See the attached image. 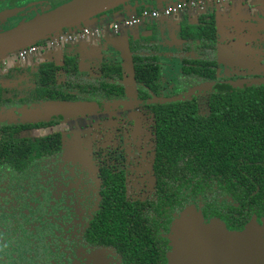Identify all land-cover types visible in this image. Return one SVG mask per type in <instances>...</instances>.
Returning <instances> with one entry per match:
<instances>
[{"label": "flooded vegetation", "instance_id": "obj_1", "mask_svg": "<svg viewBox=\"0 0 264 264\" xmlns=\"http://www.w3.org/2000/svg\"><path fill=\"white\" fill-rule=\"evenodd\" d=\"M68 1L0 0V13L23 9L0 22V32L15 27L19 21L30 20L31 13L36 15L54 9L53 2ZM147 1L150 0H140L141 5L132 1L135 10L125 11L121 6L96 17V20L107 17L103 24L93 22L67 28L23 47L13 52L19 64L12 65L0 58V132L31 139L49 136L46 138L59 142L60 146L55 155L41 162L50 169L43 176L35 171L39 164L28 170L30 172L20 173L11 172L13 168H7L8 163L1 165L0 241L3 242L2 236L8 244L0 248V264H6L3 260L8 247L12 248L10 253L15 250L21 257H12L8 264H19L21 259L23 264H169L168 256L173 251L169 234L183 212L195 207L207 223L214 218L220 219L209 214V208L197 197L193 199V193L189 202L180 203L182 192L171 177L183 173H170L171 170L163 165L164 160H159L153 115L145 106L159 104L167 98L194 97L204 102L216 91L218 84L244 89L252 83L264 82V48L255 45L253 48L261 54L254 55L249 45H237L240 53L232 55L235 48L228 45L231 51L228 46L227 51L236 58H243L249 48L250 62L244 64L250 70L242 74L237 72L241 65H232L236 75L222 77L221 71L226 70L224 62L228 61H224V54H221L222 45H226L221 39L228 41L230 36L219 37L217 12L224 11L229 0H177L174 4L186 3L187 6L169 16L163 14L169 6L163 4L165 0L157 7ZM144 10L161 11L162 15L143 18L131 27L123 25L127 17L139 15ZM192 12L197 13L198 18L206 16L208 21L214 19L217 23L216 79L199 81L177 92L184 57L182 32L189 23H198V18L187 21V14ZM114 14L116 19L112 18ZM120 14L124 15L119 18ZM174 22L179 23L178 38L162 31V26ZM115 23H120L116 32ZM124 30L126 37L121 38ZM229 30L226 28V35ZM247 30L239 37L255 42L260 36L264 39V33L259 36L254 30ZM105 31L115 40H105ZM149 39L157 44L160 83L158 89L149 90L150 96L144 98L141 84L138 86L133 78L132 63L127 60L128 46L132 48L133 42L137 45ZM32 48L35 49L30 53ZM70 61L76 64V76L82 82L80 88L70 86V94L75 99L46 100L49 94L45 99L40 97L54 84L59 89L64 83V90H67L66 75L59 70ZM117 63L122 71L115 81L107 75L111 72L110 65ZM103 81L115 82L121 93L114 91L109 96L94 93L92 90L101 88ZM238 81H245L243 88L234 87ZM49 101L90 103L97 109L73 119L62 116L30 118V112ZM21 173L29 176L30 187L36 190L28 188L23 194L12 197L15 192L11 185ZM224 211L231 213L229 209ZM16 220L19 221L15 224ZM225 224L229 227L227 222ZM13 236L15 246L11 245ZM24 243L31 244L27 247L29 251L22 248ZM39 249H42L41 257L37 256Z\"/></svg>", "mask_w": 264, "mask_h": 264}, {"label": "trees", "instance_id": "obj_2", "mask_svg": "<svg viewBox=\"0 0 264 264\" xmlns=\"http://www.w3.org/2000/svg\"><path fill=\"white\" fill-rule=\"evenodd\" d=\"M60 4L52 5L56 8ZM205 17L200 16L198 23H189L182 32L184 57L177 92L199 81L216 79L217 23ZM127 60L132 63L135 83L141 84L144 98L149 97V90L158 89L160 83L156 42L151 39L137 45L133 42L132 48L128 46ZM110 69L107 76L118 80L122 66L117 63L110 65ZM61 71L66 75L67 90L64 83L59 89L54 84L40 97L45 99L49 94L46 100L75 99L70 86L82 87L81 78L76 76L77 66L70 61ZM116 86L115 82L103 81L101 88L92 91L101 92V96L114 91L121 93ZM216 87L204 102L194 97L167 98L159 104L146 105L145 109L153 115L159 160H164L163 165L170 173H183L171 177L182 192L180 203L189 202L193 193V199L197 197L207 206L209 214L225 220L230 229L242 230L253 216L264 223V82L252 83L244 89H233L227 83ZM46 137L49 136L20 138L15 133L0 132V169L3 163H8L7 168H13L11 172H30L39 164L35 169L37 175L48 174L49 167L41 162L55 155L60 146ZM226 209L231 213L227 214ZM27 231L30 233L31 229ZM11 245L15 246L14 236ZM28 246L31 244H22L27 251ZM41 251L37 256L41 257Z\"/></svg>", "mask_w": 264, "mask_h": 264}, {"label": "water", "instance_id": "obj_3", "mask_svg": "<svg viewBox=\"0 0 264 264\" xmlns=\"http://www.w3.org/2000/svg\"><path fill=\"white\" fill-rule=\"evenodd\" d=\"M132 1L140 0H70L52 10L38 13L32 19L0 32V57L64 29L93 23L96 17L121 6L125 11L135 10ZM22 10L1 12L0 22ZM244 83L238 81L234 87L243 88ZM96 109L97 106L90 103L49 101L30 112L29 116L31 119L53 116L73 119L91 114ZM169 238L173 247L168 256L169 264H264V223L258 222L256 216L242 230L232 231L218 218L207 223L203 214L191 207L175 221Z\"/></svg>", "mask_w": 264, "mask_h": 264}, {"label": "rangeland", "instance_id": "obj_4", "mask_svg": "<svg viewBox=\"0 0 264 264\" xmlns=\"http://www.w3.org/2000/svg\"><path fill=\"white\" fill-rule=\"evenodd\" d=\"M43 11H40L42 13ZM218 13V30L222 28H229V32L227 33L228 36H230L229 40H232L230 44L227 40L221 39V42H226V45H222L224 49H221V54H224V61H228L227 64L224 62V66H226V72L225 69L221 71V76L222 77H229L233 76L234 74L236 75L237 72L239 73H244L245 70L248 71L250 70L248 66H246L244 63L250 62L248 59L250 58L247 55V51L252 49V52L254 55H260V51H255V45L260 46L262 49L264 48V39L261 38L260 34L264 33V0H229L227 8H225L224 11H219ZM30 19H32L35 15L34 13L29 14ZM21 23V21L17 22L14 26L18 25ZM167 28V27H166ZM248 28L247 32H250L251 30L257 35L260 36V38H256V42L254 40H247L244 38H240L239 35H241V32H245V29ZM169 29L173 30L174 35H177L179 37V33L176 30L175 26L169 27ZM223 30L222 33H219V37H224L223 33H225L226 30ZM163 33L166 32V29H162ZM165 37V36H164ZM236 37H239V39H234ZM245 43V44H244ZM247 43V44H246ZM233 46L235 48V53L232 54L229 51H227L229 46ZM238 46L242 45H249V48L244 52L243 58L242 57H234L232 55H237L240 53V50L238 49ZM228 46V47H227ZM229 50L231 51V48L229 47ZM255 51V52H254ZM232 54V55H231ZM5 56V55H4ZM244 56H246V59H244ZM230 57V59L228 58ZM0 58H5V60H8L12 65L14 64H19L18 59L15 57L13 53L8 54V56L5 57H0ZM4 60V61H5ZM237 60V61H236ZM226 64V65H225ZM234 65H241L242 67L239 68L240 70L235 73L232 72ZM238 67V66H236ZM130 122V121H129ZM140 132H137V135H139ZM29 176L25 173H21L16 176V180L12 183L11 188L12 191L15 192L14 195L19 196L23 194V192L27 191L28 188L30 190H36V188H31V180H28ZM3 239V242L0 241V247H5L8 243L4 241L5 239L1 236ZM12 248L10 249L9 247L6 248L5 252L6 254L4 255V260L3 262L8 264V262H12L14 256L17 255V259L20 257L19 254L14 250V253H10ZM12 258V259H11ZM15 258V259H16ZM21 258V257H20ZM11 260V261H9ZM16 264V262L14 263ZM19 264L22 263V259L19 261Z\"/></svg>", "mask_w": 264, "mask_h": 264}, {"label": "built area", "instance_id": "obj_5", "mask_svg": "<svg viewBox=\"0 0 264 264\" xmlns=\"http://www.w3.org/2000/svg\"><path fill=\"white\" fill-rule=\"evenodd\" d=\"M194 2H191V4H193ZM187 6L186 3H176V4H170L168 7H166V9L163 11V14H165L166 16L171 15L172 13H175L177 11H180L183 9V7ZM160 15H162L161 11H155L153 10L152 12H149L147 10L142 11L139 15L137 14H132L130 17H127V19H125L123 21V25H125L126 27H131L133 25L139 24L141 22V20L143 18L146 17H159ZM114 31H118V29L120 28V23H115L113 25ZM88 33V30H87ZM35 48L30 49V53L33 52ZM27 52L24 51V54H26Z\"/></svg>", "mask_w": 264, "mask_h": 264}, {"label": "crops", "instance_id": "obj_6", "mask_svg": "<svg viewBox=\"0 0 264 264\" xmlns=\"http://www.w3.org/2000/svg\"><path fill=\"white\" fill-rule=\"evenodd\" d=\"M163 1V0H162ZM174 1H177V0H165V2L163 3L165 6L166 5H170V4H174ZM150 5L152 4H154L153 6L154 7H157L158 6V4L159 3H161L160 1H158V3H157V0H150V1H147ZM138 4H140V2L138 3ZM141 5V4H140ZM122 15H124V14H122ZM122 15L120 14L119 15V18H121L122 17ZM187 21H189V20H191V21H196V19L198 18V16H197V13H190V14H187ZM112 18H114V19H116V17H115V14L112 16ZM106 19H107V17H100V18H98L94 23H99V25L100 24H103L104 23V21H106ZM109 19V18H108ZM102 20V21H101ZM178 22H174V23H171V24H168V25H164V26H162V29H166V32L168 33V34H170V36H173L174 35V32H173V30H171V29H169V27H171V26H175V28H176V30L178 31ZM162 25V24H161ZM167 27V28H166ZM225 28H222L221 30H220V33H222L223 32V30H224ZM226 30V29H225ZM226 32V31H225ZM125 33H126V31L124 30L123 31V33H122V37L121 38H125L126 36H125ZM223 36L224 37H226V36H228V35H226V33H223ZM105 40L107 39V41H111V39H114V37L112 36V34H110L108 31H105V38H104ZM115 40V39H114ZM110 43H113V42H110Z\"/></svg>", "mask_w": 264, "mask_h": 264}]
</instances>
